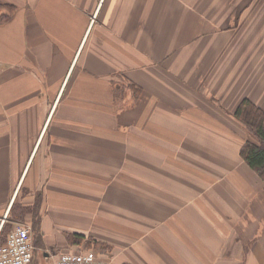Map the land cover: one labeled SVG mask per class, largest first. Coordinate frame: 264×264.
I'll list each match as a JSON object with an SVG mask.
<instances>
[{
	"label": "crops",
	"instance_id": "crops-1",
	"mask_svg": "<svg viewBox=\"0 0 264 264\" xmlns=\"http://www.w3.org/2000/svg\"><path fill=\"white\" fill-rule=\"evenodd\" d=\"M243 99L264 111V0H0V241L29 225L30 264H264Z\"/></svg>",
	"mask_w": 264,
	"mask_h": 264
},
{
	"label": "trees",
	"instance_id": "trees-1",
	"mask_svg": "<svg viewBox=\"0 0 264 264\" xmlns=\"http://www.w3.org/2000/svg\"><path fill=\"white\" fill-rule=\"evenodd\" d=\"M131 91L133 100H137L141 90L133 84L116 86L115 93ZM234 118L239 121L255 139L246 141L240 149V156L250 169H252L264 181V111L256 107L249 100L243 99L239 102L233 112ZM17 219L21 220L23 213H17ZM4 231V230H3ZM3 240L0 241V244Z\"/></svg>",
	"mask_w": 264,
	"mask_h": 264
},
{
	"label": "built area",
	"instance_id": "built-area-1",
	"mask_svg": "<svg viewBox=\"0 0 264 264\" xmlns=\"http://www.w3.org/2000/svg\"><path fill=\"white\" fill-rule=\"evenodd\" d=\"M31 227L16 224L0 244V264H30L33 259ZM49 264H109L92 250L65 252L54 257Z\"/></svg>",
	"mask_w": 264,
	"mask_h": 264
},
{
	"label": "rangeland",
	"instance_id": "rangeland-1",
	"mask_svg": "<svg viewBox=\"0 0 264 264\" xmlns=\"http://www.w3.org/2000/svg\"><path fill=\"white\" fill-rule=\"evenodd\" d=\"M139 131H141V132L144 133V131H145L144 126L140 127V128H139ZM139 140H141V142H142L143 144L146 143V141H145V140H142L141 138H139ZM127 148H130V145H129V144H128ZM125 152H127V154H129V153H128V150H127V151H124V144H123V145H122V153L124 154Z\"/></svg>",
	"mask_w": 264,
	"mask_h": 264
}]
</instances>
